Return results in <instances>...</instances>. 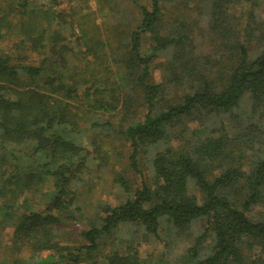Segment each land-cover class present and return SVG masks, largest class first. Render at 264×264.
I'll list each match as a JSON object with an SVG mask.
<instances>
[{
    "label": "trees",
    "instance_id": "16d2710c",
    "mask_svg": "<svg viewBox=\"0 0 264 264\" xmlns=\"http://www.w3.org/2000/svg\"><path fill=\"white\" fill-rule=\"evenodd\" d=\"M2 1L0 236L13 229L29 254L0 264H172L143 259L141 235L161 240L165 227L168 237H183L201 222L204 231L175 264H264V15L255 54L235 40L234 22L237 6L251 3L254 12L257 0H95L101 21L134 17L105 30L107 40L94 15L77 19L90 0H7L12 16ZM180 1L198 3L230 51L228 66L203 68L188 50L192 35L165 22ZM31 53L45 62L31 65ZM165 54H173L169 78L157 83L154 65ZM247 101L252 122L242 130L236 112ZM98 114L121 117L90 121L107 133L109 151L102 138L84 142L81 123ZM228 126L241 131L231 135ZM93 163L99 173L111 168L117 204L81 191ZM256 209L257 222L249 217ZM75 224L86 228L77 239L67 230Z\"/></svg>",
    "mask_w": 264,
    "mask_h": 264
},
{
    "label": "rangeland",
    "instance_id": "374dc122",
    "mask_svg": "<svg viewBox=\"0 0 264 264\" xmlns=\"http://www.w3.org/2000/svg\"><path fill=\"white\" fill-rule=\"evenodd\" d=\"M40 1H38L39 3ZM183 1H180L176 5L168 6L165 12L164 20L165 22H169L172 25L176 27L181 32H184V34L192 35L194 38V41H192V46H189L188 50H197L196 58L201 62V65L203 68H206L208 66H213V69L215 66L225 67L228 66L230 63H228V58L231 57L230 51L223 48L219 40H215L216 37L212 35L210 32V28L206 22L203 20V16L199 14L198 11V3L190 1L187 3V6L185 3H182ZM96 1L90 0V3L86 5L85 10L77 17L80 18L81 24L87 23L90 18L96 19L94 24L101 23L100 26V32L99 35H102L103 40H107V36L105 35V30H110L113 28V26L116 23H119L121 21L129 22L133 20V16H131V12H125L124 8L120 11V13H126L123 16V19H119L118 21L114 20L113 17H108L101 21L100 14L98 13L99 10H96ZM257 4L259 8H255L254 12H251L253 10L251 3L244 4L241 6H237L234 9V15H235V29L237 30L236 34V41L241 43H246L248 46L252 48V54H255L257 52V36L259 35L258 27L260 20H262L264 15V0H257ZM1 5L6 10V14L12 16V11L9 7V4L7 3V0H3L1 2ZM90 6V9H89ZM88 7V9H87ZM254 13V14H253ZM251 14L255 16L257 19V23H254V21L251 18ZM113 18V19H112ZM259 20V21H258ZM101 21V22H100ZM132 24V23H131ZM132 26V25H131ZM131 28V27H130ZM167 29V28H166ZM123 30H120L122 32ZM168 32V30H167ZM109 34V33H108ZM116 36L120 33H114ZM111 34L112 36L114 35ZM76 36L79 38L80 33L76 32ZM97 38L99 39V36L96 34ZM252 36V37H250ZM77 37L71 36L69 33L67 34V41L66 43L70 42L71 47L74 49L78 47V40ZM9 43V42H7ZM11 44H1V47L8 52V55H13L14 49H11ZM150 45H147L146 48H149ZM121 48V47H120ZM77 51H74V53ZM40 54H29V59L27 62H29L31 65L40 66L45 62V58L41 57ZM74 59L73 56L72 59L70 58L71 65L70 68L74 65ZM173 59V54H165L164 56H161L156 64L154 65V78L157 83H163L166 82L169 78V71L167 70V65L169 64V61ZM113 60V58L110 59V61ZM223 61V64H222ZM111 64V63H110ZM117 64H113L112 67L115 69ZM103 73L106 74V72L103 70ZM112 81L115 79L112 78ZM109 85H112L110 82ZM122 108V105H121ZM117 113V112H116ZM237 117L240 118L241 123L243 125L242 130H244L246 127L251 126L252 122V116H251V105L247 101L244 104V107L242 110H239L236 112ZM90 122H110L112 124H118L120 123L121 117L111 114H98L97 116L94 115L90 118H87ZM87 123L86 119L81 123V127L84 130V142L85 144L91 145L95 141H99L100 138L104 140L103 147L107 149V151L111 150V144L109 143L107 137V133H101V136H99L98 133L94 132L91 125L92 123ZM240 122V121H239ZM192 128L194 126L192 125ZM235 131L231 129V126H228V130H230V134L234 135L241 131L240 128L236 127ZM247 129V128H246ZM245 129V130H246ZM121 145V144H120ZM119 146V145H118ZM161 148V147H160ZM159 147H154L150 149V153H154L160 150ZM126 151V149L123 150V153ZM97 163H93L91 165V169L93 170L94 176L92 181L88 180V185L84 184L83 188L81 189L82 192H87L89 188L91 187L93 189V193L86 194L87 198L90 199L91 197L94 199H102L104 201H110L113 204H117L118 201V189L113 184V177L110 173L111 168H108L102 173H99V168L96 167ZM96 172V173H95ZM148 173V172H147ZM149 174V173H148ZM100 177V179H99ZM88 178V177H87ZM132 178L139 182V178H135L132 176ZM84 194V193H83ZM249 217L252 221H259L263 218V214L260 209H256L252 213L249 214ZM206 226V222H201L199 224H195L190 232H188L183 237H168L165 235L168 233L166 228L163 227L161 230L162 239L157 240L156 238L150 239L145 234H142L140 237L139 242L141 243V247L139 249V252L142 255L143 259L147 258H159V256H165L168 258L169 262L172 264H175L177 261H182V256L185 254V250L188 247H192L194 245L195 239L199 234H201ZM86 228L80 224H75L74 226H70L67 228V230L71 233V238L77 239L79 234L83 232ZM0 236V261L4 262L7 260H10L13 256L15 258H26L29 254L27 247L24 245V241H18L14 238V230L8 229L4 232H1ZM167 236V237H166ZM125 243H128V241H125ZM126 247V246H125ZM111 245L107 247V251L110 250ZM18 250H21L22 252L18 253Z\"/></svg>",
    "mask_w": 264,
    "mask_h": 264
}]
</instances>
